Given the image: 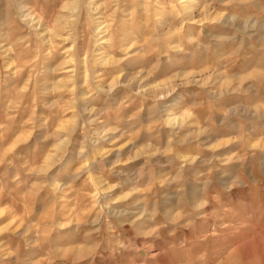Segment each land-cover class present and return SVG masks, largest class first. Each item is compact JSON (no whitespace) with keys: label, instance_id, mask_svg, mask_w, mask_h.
Returning a JSON list of instances; mask_svg holds the SVG:
<instances>
[{"label":"rangeland","instance_id":"obj_1","mask_svg":"<svg viewBox=\"0 0 264 264\" xmlns=\"http://www.w3.org/2000/svg\"><path fill=\"white\" fill-rule=\"evenodd\" d=\"M0 264H264V0H0Z\"/></svg>","mask_w":264,"mask_h":264},{"label":"bare ground","instance_id":"obj_2","mask_svg":"<svg viewBox=\"0 0 264 264\" xmlns=\"http://www.w3.org/2000/svg\"><path fill=\"white\" fill-rule=\"evenodd\" d=\"M73 1H74V0H73ZM18 2H19V1H18ZM18 2H17V3H18ZM17 3H16V4H17ZM22 3H23V2H22ZM14 4H15V3H14ZM16 4H15V5H16ZM20 4H21V3H20ZM18 7H19V6H18ZM18 7H17V8H18ZM20 7H21V6H20ZM20 7H19V8H20ZM68 8H69V7H68ZM71 8H72V7H71ZM20 9L22 10V13H21V14H22V17H24L25 20H26L25 22H28V23H30V24H34V23H35V18L30 17V14H29V13L27 14V11H29V10H27V9L25 8V6H24V7H21ZM66 9H67V8H66ZM186 10H187V9H186ZM188 10H189V9H188ZM95 11H96V10H95ZM18 12H19V11H18ZM32 13H33V12H32ZM19 14H20V13H19ZM48 15H49V14H48ZM45 17H46V16H45ZM20 19H22V18H20ZM38 20H39V19H38ZM61 20H62V19H61ZM58 21H60V20H58ZM54 22H55V21H54ZM229 22H230V21H229ZM26 24H27V23H26ZM36 24H38V21H37ZM45 27H46V26H45ZM99 27H100V26H97L96 29H97V31H98V34H99V35H102L103 32L101 31V29H100ZM67 30H68V29H67ZM65 31H66V30H65ZM47 33H48V35H49L50 37H55V38L58 37V35H56V32H54V30H53V31H49V30H48ZM104 34H105V33H104ZM44 35H45V33H44ZM68 40H69V39H68ZM100 40H103L102 43H108V41H107V40L105 39V37H103V36H101V39H100ZM46 44H47V43H46ZM4 52H5V51H4ZM80 53H81V52H80ZM105 59H106V58H105ZM77 63H78V62H77ZM87 65H88V64H87ZM77 67H78V66H77ZM76 75H77V74H76ZM88 75H89V74H88ZM91 86H92V85H91ZM73 87H74V86H73ZM136 87H137V86H136ZM63 88H64V87H63ZM97 88H99V87H97ZM155 88H156V87H155ZM155 88H154V89H155ZM157 88H158V87H157ZM154 89H153V90H154ZM143 90H144V89H143ZM156 90H158V89H156ZM77 97H79V96H77ZM89 112H90V111H89ZM80 114H81V113H80ZM167 121H168V120H167ZM176 122H177V121H176ZM69 123H70V122H69ZM82 125H83V123H82ZM177 125H179V124H177ZM71 130H72V129H71ZM71 132H72V131H71ZM64 139H65V138H64ZM96 143H97V142H96ZM96 150H97V149H96ZM100 150H101V149H100ZM100 150H99V151H100ZM97 151H98V150H97ZM102 153H103V150H102ZM97 155H98V154H97ZM98 156H99V155H98ZM100 157H103V154H101ZM49 159H50V157L48 156V157H47V161H48ZM52 159H53V158H52ZM184 159H185V158H184ZM96 186H97V185H96ZM105 189H106V188H105ZM107 189H109V187H107ZM92 194H93V193H92Z\"/></svg>","mask_w":264,"mask_h":264}]
</instances>
